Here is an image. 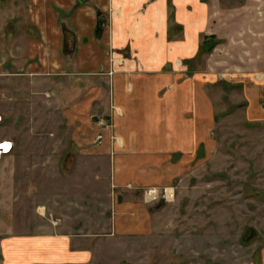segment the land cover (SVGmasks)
<instances>
[{
  "label": "crops",
  "instance_id": "1",
  "mask_svg": "<svg viewBox=\"0 0 264 264\" xmlns=\"http://www.w3.org/2000/svg\"><path fill=\"white\" fill-rule=\"evenodd\" d=\"M9 1L34 32L9 36L1 73L62 106L73 145L108 171L94 179L108 201L5 240L6 264H100L116 238L152 236L162 190L214 149L219 86L264 120V0Z\"/></svg>",
  "mask_w": 264,
  "mask_h": 264
},
{
  "label": "rangeland",
  "instance_id": "2",
  "mask_svg": "<svg viewBox=\"0 0 264 264\" xmlns=\"http://www.w3.org/2000/svg\"><path fill=\"white\" fill-rule=\"evenodd\" d=\"M16 5L0 0V264H6L5 240L50 232L57 216L74 217L81 203L108 201L107 181H94L108 171L73 145L62 106L36 94L23 77L1 73L9 36L34 32L27 20L13 18ZM213 92L214 149L202 150L173 185L174 201L158 203L154 234L116 238L115 251L103 249L100 264H264V120L250 121L245 106L238 107L242 88Z\"/></svg>",
  "mask_w": 264,
  "mask_h": 264
},
{
  "label": "built area",
  "instance_id": "3",
  "mask_svg": "<svg viewBox=\"0 0 264 264\" xmlns=\"http://www.w3.org/2000/svg\"><path fill=\"white\" fill-rule=\"evenodd\" d=\"M163 200L166 202H172L175 200V189L173 187L164 188L162 190Z\"/></svg>",
  "mask_w": 264,
  "mask_h": 264
}]
</instances>
